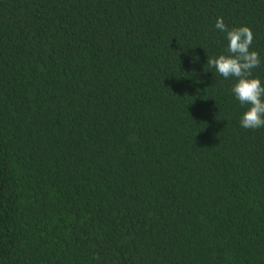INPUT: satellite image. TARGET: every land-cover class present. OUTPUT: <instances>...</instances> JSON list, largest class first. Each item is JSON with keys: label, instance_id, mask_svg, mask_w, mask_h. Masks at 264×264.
I'll use <instances>...</instances> for the list:
<instances>
[{"label": "trees", "instance_id": "1", "mask_svg": "<svg viewBox=\"0 0 264 264\" xmlns=\"http://www.w3.org/2000/svg\"><path fill=\"white\" fill-rule=\"evenodd\" d=\"M218 17L264 84V0H0V264H264Z\"/></svg>", "mask_w": 264, "mask_h": 264}, {"label": "clouds", "instance_id": "2", "mask_svg": "<svg viewBox=\"0 0 264 264\" xmlns=\"http://www.w3.org/2000/svg\"><path fill=\"white\" fill-rule=\"evenodd\" d=\"M215 28L224 34L227 48L224 54L208 57L207 64L225 79L234 78L231 92L242 106H246L240 118L245 129L264 127V84L253 77V70L260 66L259 54L251 50L254 34L247 26L229 29L222 17Z\"/></svg>", "mask_w": 264, "mask_h": 264}]
</instances>
